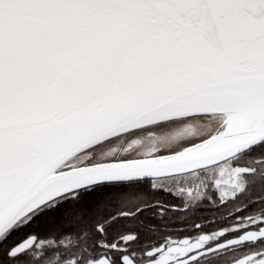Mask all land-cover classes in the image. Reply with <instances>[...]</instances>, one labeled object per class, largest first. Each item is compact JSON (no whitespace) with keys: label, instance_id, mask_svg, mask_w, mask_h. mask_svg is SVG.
Returning <instances> with one entry per match:
<instances>
[{"label":"snow or ice","instance_id":"obj_1","mask_svg":"<svg viewBox=\"0 0 264 264\" xmlns=\"http://www.w3.org/2000/svg\"><path fill=\"white\" fill-rule=\"evenodd\" d=\"M0 264H264V0H0Z\"/></svg>","mask_w":264,"mask_h":264}]
</instances>
